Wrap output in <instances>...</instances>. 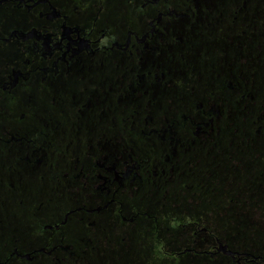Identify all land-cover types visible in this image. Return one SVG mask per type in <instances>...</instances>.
Wrapping results in <instances>:
<instances>
[{
  "label": "flooded vegetation",
  "instance_id": "af4514ba",
  "mask_svg": "<svg viewBox=\"0 0 264 264\" xmlns=\"http://www.w3.org/2000/svg\"><path fill=\"white\" fill-rule=\"evenodd\" d=\"M0 264H264V0H0Z\"/></svg>",
  "mask_w": 264,
  "mask_h": 264
}]
</instances>
